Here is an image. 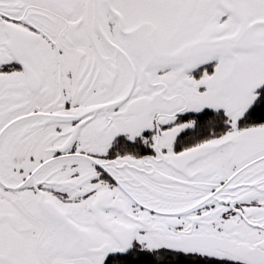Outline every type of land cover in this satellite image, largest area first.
Masks as SVG:
<instances>
[{
	"label": "snow or ice",
	"instance_id": "1",
	"mask_svg": "<svg viewBox=\"0 0 264 264\" xmlns=\"http://www.w3.org/2000/svg\"><path fill=\"white\" fill-rule=\"evenodd\" d=\"M0 264H264V0H0Z\"/></svg>",
	"mask_w": 264,
	"mask_h": 264
}]
</instances>
